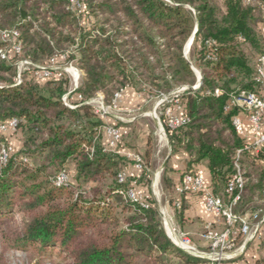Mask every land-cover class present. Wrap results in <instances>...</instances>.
I'll return each instance as SVG.
<instances>
[{
    "label": "trees",
    "instance_id": "trees-1",
    "mask_svg": "<svg viewBox=\"0 0 264 264\" xmlns=\"http://www.w3.org/2000/svg\"><path fill=\"white\" fill-rule=\"evenodd\" d=\"M82 4L92 19L86 25L71 0H0V30H17L23 41L15 58L35 69L75 46L70 58L84 71L76 90L81 100L71 106L64 100L67 80L17 83L16 60L0 52V124L17 118L15 131L22 134V146L12 150L0 132V226L17 213L22 224L12 247L57 248L70 264H209L176 245L154 202L144 206L128 196L133 180L149 179V173L143 168L120 180L128 160L103 143L105 123L91 100L102 93L110 106L127 87L162 96L187 85L178 97L189 121L172 129L163 116L173 153H189L187 173L207 160L210 189L227 204L239 195L237 214H263L264 148L258 154L246 148L233 123L239 109L226 110L233 95L256 87L247 47L264 52L263 10L243 0ZM195 31L197 51L189 60L185 47ZM3 45L0 40V50ZM195 66L203 73L199 85ZM239 169L244 184L229 194ZM63 171L70 181L57 185ZM171 172L168 164L164 183L174 188ZM185 194L176 208L182 226Z\"/></svg>",
    "mask_w": 264,
    "mask_h": 264
},
{
    "label": "rangeland",
    "instance_id": "rangeland-1",
    "mask_svg": "<svg viewBox=\"0 0 264 264\" xmlns=\"http://www.w3.org/2000/svg\"><path fill=\"white\" fill-rule=\"evenodd\" d=\"M82 2L83 0H71L72 7L77 11L78 14H82L81 20L86 25L87 23L91 22L92 19L89 17L90 15L86 13L85 7ZM190 39L186 44L185 54L189 60H194V54L197 51V45L194 43V40L189 43ZM0 40L4 43L2 49L5 48L10 50V42H7L2 38H0ZM247 51L250 55V64L253 68L252 75L254 77L256 66L259 57L262 54V51L257 48L249 47H247ZM76 53V47L73 46L66 52H57L53 56L55 57L54 61H50V59L53 58L51 57L44 64H42V66H45V70L53 73L49 77L43 76V74L41 75V71H43L42 68H31L30 64L24 63V61H28L27 59H24L20 56H17L15 58L14 53H11L14 60H16L18 69V75L15 80L17 83L22 82L25 78H27L28 80H35L39 83H43L52 79L67 80L69 91L64 97V100L69 105L75 106L76 102L81 100L80 94H78L76 90L79 88L84 75V71L79 67L77 63V58H70L72 54ZM195 70L198 78L196 85H199V76H202L203 73L201 69L196 66ZM60 72L62 73L61 76L59 74ZM186 86L187 85L180 86L178 87L179 90H177L176 92H174V90L178 88L174 89L171 93L162 96H154L148 94L146 91L137 90L143 95L141 105L137 104V108H134L135 110H124L123 112L120 110L121 113L125 114L128 120L134 119V117L140 114L144 115L143 117L132 121V123H123L126 131L125 133L123 132L122 139L124 140V142H129L128 144L131 145L138 143L139 145H143L142 151L137 153H139L138 155H140L143 160V168L147 169V172L149 173V179H146L142 182H136L133 180L129 192H131L132 190L135 193V197L138 198L140 202H146L148 204H153L154 202V204L157 205L165 229L169 236L176 243V245L178 242L176 239L181 240L185 235L184 237H189L193 241V243H195L197 249L206 254L205 258L210 260L209 257H211L210 254L212 252L210 242L202 237V233L206 230L207 225H210L217 231H222V228L216 227L213 224H206L204 227L191 224H183L182 226V224H180L179 220L177 219L176 208L182 206V201L181 199H179V195L182 193H187V191H179L178 188L177 190L175 188H169L164 183V172L165 168L169 164V161L164 168L163 164L169 156L170 146L172 147V144L170 142L163 116L165 117V120L168 124L167 117L164 114L166 109L170 108L178 115L182 113V110L179 107H182L183 104L181 98L178 96L188 88ZM102 97L104 99V95L102 93H99L97 97L91 100V103H93L96 109L101 106ZM119 101L120 98L116 101L117 106L119 105ZM114 108L116 107H111L105 114L99 112V115L101 117H104L109 112L114 111ZM15 130L16 129H7L2 131L3 135L8 138L9 144L11 146L10 149L12 150H18L22 146V134H18L19 132ZM160 130L164 132V137H162ZM171 157L172 154L170 156V159ZM257 163L261 164L260 162ZM123 172L127 174V177L136 176L129 175L131 173L126 169H124ZM191 174L195 173L191 172ZM207 189H209V187H207ZM198 193L203 194V192ZM21 224V219L16 213L13 218L9 220L7 219V221H5L0 226V264H70V261L65 256V254L61 253L57 248L44 250L38 243L30 244L26 248H19L16 246L12 247L15 242L14 240L17 237V231H19L21 228ZM178 246L182 248L180 245Z\"/></svg>",
    "mask_w": 264,
    "mask_h": 264
},
{
    "label": "built area",
    "instance_id": "built-area-1",
    "mask_svg": "<svg viewBox=\"0 0 264 264\" xmlns=\"http://www.w3.org/2000/svg\"><path fill=\"white\" fill-rule=\"evenodd\" d=\"M246 4L256 3L261 6L264 14V1L261 0H243ZM262 36L264 39V19L262 21ZM0 38L10 42L8 49H1V56L3 58H8L11 53L21 54L23 50V41L20 38V33L17 30H0ZM207 45L213 46L215 44L214 40H208ZM55 57L51 58L50 61H54ZM26 64H30L29 61H24ZM37 67L42 68L41 75L51 76L53 73L45 70V66L38 65ZM60 76L62 73H59ZM254 81L256 87L254 90L242 91L240 94L233 95L229 105L226 106V110L232 108H238L239 114L233 119L237 131L245 139L246 148L252 150L253 153H260L264 148V52L260 55L255 74ZM179 90V89H178ZM217 94L221 93V90L216 91ZM81 97V95H80ZM121 97V92H118L115 96L113 105H105L103 97L101 106L96 109V111L107 113L108 109L117 106V100ZM165 100V99H164ZM182 110L181 114H176L170 108L165 110V115L167 117L168 126L172 129H177L189 121V118L184 114L183 105L179 107ZM240 113H245L249 122V127L240 116ZM18 124V119L13 118L5 123L0 124V132L7 129H15ZM107 132L110 135L108 149L112 150L118 146L123 138V132L116 127H107ZM7 149H3V159L6 161L8 157ZM137 163L139 167L143 168V160L140 155L136 156ZM120 180L125 181L127 179V174L122 172L120 175ZM70 177L67 171L61 172L56 178V184H68ZM244 184V178L242 172H238L233 176L232 180L228 184L227 192L232 194L236 187H242ZM179 191H193V192H203L205 196L206 206L208 210L216 212L219 216L225 219V228L222 231H217L213 229L210 225H207L206 230L202 233V237L210 242L212 249L210 264H235L234 258L236 256L238 246L236 245L235 235L241 232L249 237H254L259 232V226L264 222V213H255L252 217L241 216L237 214L233 206L237 203L240 196H233L230 203H225L221 196L214 194L211 190L207 189L204 179L197 174H186L183 183L178 187ZM264 192V190H263ZM129 196L135 200V193L131 190ZM144 206H149L148 203L142 202ZM255 220L256 222H252ZM185 236V235H184ZM179 240L177 239V245H180L183 249L196 255L205 257V253L199 251L189 237H184ZM213 255V257H212Z\"/></svg>",
    "mask_w": 264,
    "mask_h": 264
},
{
    "label": "crops",
    "instance_id": "crops-1",
    "mask_svg": "<svg viewBox=\"0 0 264 264\" xmlns=\"http://www.w3.org/2000/svg\"><path fill=\"white\" fill-rule=\"evenodd\" d=\"M143 95L132 87H127L122 91L119 105L116 106L114 111L109 112L106 116L102 117L105 125L103 128V143L108 148V143L110 135L107 132V127H116L125 133V128L123 126L124 122L132 123V121L137 120L144 115H137L134 119L128 120L125 114L121 113L124 110H135L137 104L141 105ZM122 116V117H120ZM240 116L244 119L249 127V122L247 115L245 113H240ZM108 125V126H107ZM129 142H124L122 139L118 146L112 150L117 151L119 154L124 156L128 160L125 169L131 174L139 176L142 172V168L139 167L136 156L139 154L137 152L142 151L143 145L138 144H128ZM189 160L190 155L187 151L180 149L176 152H172V157L169 160V165L172 167L171 177L174 182V188H177L182 184L185 175L189 171ZM192 173L200 175L207 187H209L212 182L211 172L208 166V161L204 160L192 168ZM185 196V202L187 207L184 213V224L200 225L204 227L206 224H213L216 227L225 228V219L219 216L216 212L208 210L206 206L205 196L202 193L187 191ZM179 199H183V195H179ZM252 222H256L252 220ZM259 232L254 237L246 236L245 234L238 232L235 235L236 245L238 250L234 258L235 264H264V222L259 226ZM240 248V249H239ZM261 262V263H260Z\"/></svg>",
    "mask_w": 264,
    "mask_h": 264
},
{
    "label": "water",
    "instance_id": "water-1",
    "mask_svg": "<svg viewBox=\"0 0 264 264\" xmlns=\"http://www.w3.org/2000/svg\"><path fill=\"white\" fill-rule=\"evenodd\" d=\"M26 15H27L26 12L23 11V13H22L23 18H25ZM195 34H196V31H195L194 34L192 35V37H191L189 43H191V42L194 40V36H195ZM201 79H202V76L200 75V76H199V81H198L199 84H200V82H201ZM178 89H179V88H178ZM178 89L174 90V92H176ZM171 154H172V147L170 146V153H169V156L167 157V159L165 160V162H164V164H163V168L167 165V163H168V161H169V159H170Z\"/></svg>",
    "mask_w": 264,
    "mask_h": 264
},
{
    "label": "bare ground",
    "instance_id": "bare-ground-1",
    "mask_svg": "<svg viewBox=\"0 0 264 264\" xmlns=\"http://www.w3.org/2000/svg\"><path fill=\"white\" fill-rule=\"evenodd\" d=\"M73 74H74V73H73ZM160 133H161L162 137H164L165 134H164V132H163L162 130H160ZM164 139H165V138H164ZM162 141H163V140H162ZM169 221H170V220H169ZM169 224H170V223H169ZM169 224H168V225H169ZM168 232H169V231H168ZM174 233H175V232H174ZM175 239H176V238H175ZM176 240H177V239H176Z\"/></svg>",
    "mask_w": 264,
    "mask_h": 264
}]
</instances>
